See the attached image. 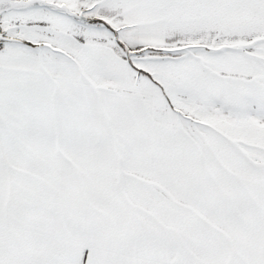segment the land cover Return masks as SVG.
<instances>
[{"label": "snow or ice", "instance_id": "snow-or-ice-1", "mask_svg": "<svg viewBox=\"0 0 264 264\" xmlns=\"http://www.w3.org/2000/svg\"><path fill=\"white\" fill-rule=\"evenodd\" d=\"M0 264H264V0H0Z\"/></svg>", "mask_w": 264, "mask_h": 264}]
</instances>
